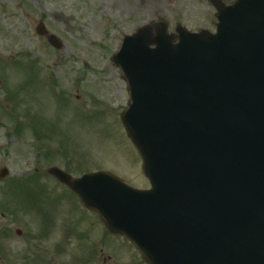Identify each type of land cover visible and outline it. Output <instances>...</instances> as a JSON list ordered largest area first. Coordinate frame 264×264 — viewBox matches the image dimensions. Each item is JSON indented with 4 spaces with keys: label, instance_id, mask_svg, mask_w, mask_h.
<instances>
[{
    "label": "water",
    "instance_id": "obj_1",
    "mask_svg": "<svg viewBox=\"0 0 264 264\" xmlns=\"http://www.w3.org/2000/svg\"><path fill=\"white\" fill-rule=\"evenodd\" d=\"M219 19L216 36L179 29L177 45L145 28L114 58L153 190L105 174L73 185L151 264H264V0Z\"/></svg>",
    "mask_w": 264,
    "mask_h": 264
},
{
    "label": "rangeland",
    "instance_id": "obj_2",
    "mask_svg": "<svg viewBox=\"0 0 264 264\" xmlns=\"http://www.w3.org/2000/svg\"><path fill=\"white\" fill-rule=\"evenodd\" d=\"M161 21L168 22L170 32L177 25L193 32H212L217 24L215 10L201 0H0V167L10 170L9 178L21 179L39 167L65 166L78 156L87 169H107L132 186H148L140 173L142 160L120 121L130 96L123 73L111 56L126 35ZM40 22L61 39V50L37 35ZM31 68L38 75L30 72ZM77 80L82 82L77 84L80 88L75 97H83L85 108L67 93L52 98V83L61 91ZM24 108L33 116L38 132L45 134L43 143L38 141L42 136L35 131L32 135L33 129L22 123L18 135L13 131L16 119L24 117ZM54 150L65 159L55 158ZM4 186L0 181V191ZM64 206H71L74 214L79 212L73 200H66ZM22 218L30 227L31 219L25 214ZM10 222L0 215L1 229L10 227ZM11 227L21 228L19 223ZM71 236L79 249L75 264L86 262L90 251L87 255L84 234L75 229ZM113 238L108 240L118 242ZM54 250L61 253L63 249L58 246ZM105 252L110 256L115 253L109 243ZM62 259L70 263L68 258ZM121 262L135 263L128 254Z\"/></svg>",
    "mask_w": 264,
    "mask_h": 264
},
{
    "label": "flooded vegetation",
    "instance_id": "obj_3",
    "mask_svg": "<svg viewBox=\"0 0 264 264\" xmlns=\"http://www.w3.org/2000/svg\"><path fill=\"white\" fill-rule=\"evenodd\" d=\"M91 227H92L91 222L87 221L85 222L83 228L79 229L84 234L85 240H87L91 236ZM74 233H75V230H73V234ZM64 235H66V232L64 233ZM71 237L72 236L70 235V233L66 235V238L68 239V241L71 240ZM64 238L62 240H64ZM26 243L16 244V245H21V247H19L21 258L11 257L12 255L11 249H3L0 252V263L1 264H42V262L40 261L41 259L39 257V254L34 255V257H28L27 254L24 257L22 256L24 253V250L28 249V243H27V247H26ZM6 244H8V242L2 243L0 247ZM107 262H108V259H103L104 264H107Z\"/></svg>",
    "mask_w": 264,
    "mask_h": 264
}]
</instances>
